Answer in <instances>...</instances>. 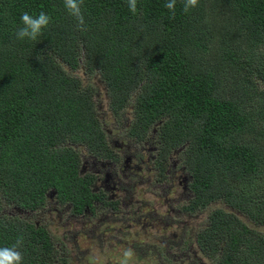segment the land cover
<instances>
[{"label":"trees","instance_id":"16d2710c","mask_svg":"<svg viewBox=\"0 0 264 264\" xmlns=\"http://www.w3.org/2000/svg\"><path fill=\"white\" fill-rule=\"evenodd\" d=\"M165 2L138 0L132 15L127 0H84L82 32L63 0H0V247L22 235L23 264H54L56 251L43 228L2 211L37 212L53 192L80 213L93 195L79 149L107 153L80 68L115 119L129 108L128 139L154 130L161 173L175 152L189 178L185 214L224 205L194 234L199 252L264 264V0H199L188 14L177 0L174 17ZM40 11L48 28L18 41L21 14Z\"/></svg>","mask_w":264,"mask_h":264},{"label":"rangeland","instance_id":"374dc122","mask_svg":"<svg viewBox=\"0 0 264 264\" xmlns=\"http://www.w3.org/2000/svg\"><path fill=\"white\" fill-rule=\"evenodd\" d=\"M72 74L82 84H92L93 100L108 148L118 155L114 162L115 172L120 177V170L123 185L118 193V213L111 215L101 211L72 217L64 208L66 206L57 207L52 199H48L44 213L8 210L46 228L67 264H124V253L129 250L132 256L127 258V264H212L210 258L199 252L194 234L203 228L211 210L225 209L224 205L209 203L196 214H185L181 208L189 200L190 193L187 187L183 189L181 181L188 174L180 167L175 152L168 155L161 173L157 169L154 130L140 144L123 138L122 130L131 117L129 108L115 119L108 110L107 97L99 80L86 75L82 68ZM259 87L264 90V83L260 82ZM79 154L82 165H91V158L97 156L84 149ZM127 155L133 157L132 164L141 166L140 173L121 171ZM97 158L105 161L102 156Z\"/></svg>","mask_w":264,"mask_h":264},{"label":"flooded vegetation","instance_id":"af4514ba","mask_svg":"<svg viewBox=\"0 0 264 264\" xmlns=\"http://www.w3.org/2000/svg\"><path fill=\"white\" fill-rule=\"evenodd\" d=\"M98 121H99V119H98ZM100 127H101V125H100ZM126 127L122 130V136L126 140L133 141V140L128 139L126 137V135H125ZM101 129L103 130L104 128L101 127ZM103 133H104V130H103ZM104 140H105V143L107 146V153L104 155L105 161L98 160V158H97L98 154H97V156H94L91 158V165H89V164H83L82 165L81 156L79 154L80 165H79V169H78V175H80V176H86L87 175L90 178L91 181H89V184H87V185L89 187L90 193L93 195V198L90 201V204L88 206L83 207V209L81 210L80 213H75L73 211L72 207L68 203H65V204L59 203L57 201L56 197L54 196L53 192H49L46 194V202H45L44 207L41 210H39L37 212H28V211L27 212L26 211H20V212L31 213V214L44 213L45 210L48 208V203H49L48 199H52L54 201L55 206H57V207L66 206L64 208L67 210L69 215L72 217L85 215L88 213L94 214V213H98L101 211L107 212L111 215H115L116 213H118V210H119L118 204H120V201L118 200L120 198L118 193H120L121 190L123 189V185L121 183V178H122V176L120 174L121 172H120V170H118L120 177H117V173L115 172L116 166H115L114 162H115V160L118 159V157H117L118 155H116L114 153V151L109 150L108 144H107V138L105 135H104ZM133 142H135V141H133ZM135 143L140 144L138 142H135ZM119 147H121V145ZM81 149H84V148H80L79 151ZM85 151H87V150H85ZM99 156H102V155H99ZM132 161H133V157L127 155L124 158V162L122 164L121 171H125V173H127L128 170H134L136 173H140L142 171L141 166L138 163H137L138 165L132 164ZM116 163H118V162H116ZM89 169H91V172L89 171ZM151 169L152 168H150V170ZM153 172H154V169H153ZM188 179H189L188 177H186V178L183 177V179L181 181V183L183 182V189L184 190L187 187ZM156 181L159 182L158 180H156ZM186 190H188V189H186ZM8 209L13 210V208H5L4 211H2V213L6 214L7 216L15 217L16 215L11 214V212ZM48 211H49V209H48ZM16 217L20 218L18 216H16ZM20 219L28 221V222L32 223L33 225H35L36 227H41L48 233L46 228L38 225L37 223H33L32 221L24 219V218H20ZM48 235H49V233H48ZM49 237H50V241L52 242V244L54 246V249L56 251V256L58 259V260L56 259L54 264H67L66 258L63 255H61L63 252L59 251V249L54 245L53 240L51 239L50 235H49ZM58 257H60V259ZM61 259L64 262H62Z\"/></svg>","mask_w":264,"mask_h":264},{"label":"clouds","instance_id":"9594fccd","mask_svg":"<svg viewBox=\"0 0 264 264\" xmlns=\"http://www.w3.org/2000/svg\"><path fill=\"white\" fill-rule=\"evenodd\" d=\"M84 0H63V8L65 12L76 21L78 31H87V25L83 13ZM177 0H166L164 7L175 16ZM199 5V0H181V8L184 14H188L192 9ZM128 11L132 15L138 12V0H127ZM52 22V17L40 11L36 15H31L28 12H23L20 17V27L15 32V38L18 41H36L44 30L48 28ZM24 244V237L17 236L15 242L8 246L0 247V264H23L24 258L20 251ZM132 256V252L126 251L124 253L125 261Z\"/></svg>","mask_w":264,"mask_h":264}]
</instances>
